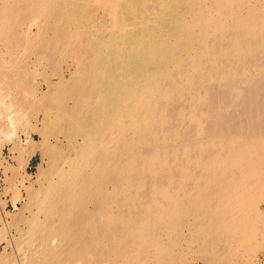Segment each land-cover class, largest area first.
Masks as SVG:
<instances>
[{"label": "bare ground", "instance_id": "1", "mask_svg": "<svg viewBox=\"0 0 264 264\" xmlns=\"http://www.w3.org/2000/svg\"><path fill=\"white\" fill-rule=\"evenodd\" d=\"M2 45L4 193L21 205L0 264L13 245L16 264H174L193 245L236 264L263 247L264 0H0Z\"/></svg>", "mask_w": 264, "mask_h": 264}, {"label": "rangeland", "instance_id": "2", "mask_svg": "<svg viewBox=\"0 0 264 264\" xmlns=\"http://www.w3.org/2000/svg\"><path fill=\"white\" fill-rule=\"evenodd\" d=\"M21 25V26H20ZM19 25V27L17 26V30L18 31H23L24 33H25V31H26V26L25 25H23V24H20ZM25 28V29H24ZM21 29V30H20ZM25 30V31H24ZM21 33V32H20ZM5 46H1L0 47V49H1V51H4V50H7V49H5L4 48ZM5 52V51H4ZM7 55L6 56H4V59L5 60H7ZM28 61H31V59H27ZM59 62V61H58ZM42 63H44V64H47L45 61H42ZM58 64V63H57ZM57 64H55V65H57ZM60 64V66L59 67H61L62 69L64 68L65 69V62L63 63L62 61H61V63H59ZM58 64V65H59ZM54 65V66H55ZM58 65H57V67H56V69L58 68ZM39 66V67H38ZM37 66V70L36 71H33V70H30L33 74H30V75H28V80L30 81V84H28L27 85V88L28 89H33V90H35L37 87L39 88V89H42V90H44L45 89V87H46V84L45 83H43V81H42V71L44 70L43 68H44V65H38ZM63 66V67H62ZM42 68V69H41ZM61 69V71L62 72H65V70L63 69L62 70ZM57 70H59V68L57 69ZM56 70V71H57ZM60 71V70H59ZM60 71V72H61ZM36 73V74H35ZM54 80H55V78H53ZM39 82H41V83H39ZM39 84V86H37ZM43 84V85H42ZM45 84V85H44ZM29 85H31V86H29ZM31 87V88H30ZM32 89L30 90V92L32 91ZM13 91H14V93H13ZM16 91V92H15ZM15 94H20V93H18L17 92V90H10V95H12V96H14V97H17ZM12 96H10V97H12ZM4 101L5 102H3V104H4V112H3V114H1L0 115V141L3 143L2 144V146L0 147V228L3 226V224L5 223V220H4V218H2V215L4 216V213L5 212H7V211H9V214L11 213H14L15 212V210H16V208L18 207V206H20L21 205V202L19 201L18 203H17V207H14V206H12V204H11V202L8 200V195H6L5 193H4V189H7L6 187H8L9 186V181L7 180V177H8V175H10V171H8V170H5V168H4V166L3 165H6L7 163L9 164V163H13L14 161H13V156H12V154L14 153H12L10 150H9V148L12 146L11 144H12V142L10 141V140H2V137L4 136V135H6L7 134V132H4V131H6V129L5 128H9V126H10V129L11 128H13V127H15V125L16 124H14L13 122L11 123V121H12V119L14 118V116H15V114H16V107L15 108H13L14 107V103L13 104H8L9 103V97L7 98V92H6V95H5V97H4ZM11 101V100H10ZM11 103V102H10ZM6 106V107H5ZM13 106V107H12ZM2 108V109H3ZM14 110H13V109ZM17 112H18V110H17ZM6 117V118H5ZM1 119H2V121H1ZM5 120V121H4ZM3 122V123H2ZM5 126V127H4ZM5 129V130H4ZM17 132H19L20 134H21V137L22 138H24V136H23V134H22V132H21V129H18V130H16ZM35 137H36V135H34ZM5 141H7V142H5ZM0 142V143H1ZM5 142V143H4ZM11 155V156H10ZM12 157V158H11ZM2 158V159H1ZM5 160V161H4ZM38 160H39V155L36 153V154H34L33 156H32V158H30V162H29V166L27 167V169L30 171V172H32V171H34L35 170V165L37 164V162H38ZM7 162V163H6ZM5 170V171H4ZM4 177H6V179L4 178ZM3 180H7V181H3ZM3 195H4V197H3ZM5 198V199H4ZM5 204V205H4ZM2 205V206H1ZM7 206V207H6ZM260 206H261V208L263 209L264 207V204H260ZM9 216L10 215H8V218L5 216V218H7V219H10L9 218ZM4 222V223H3ZM177 239H179L178 240V243H177V245H179V246H177V250L179 251V253H181V252H183L185 249L187 250V248L185 247L186 246V244H184L185 242H183V241H180L181 240V237L179 236V238H177ZM182 242V243H181ZM4 245H5V243L4 242H0V255H2L3 253H4ZM182 245V248L180 247ZM184 245V246H183ZM14 246H15V251L17 252V253H14L13 255L11 254L10 256H11V259H12V263H11V259L9 258V263L8 264H13V262H14V264H16L17 263V261L18 260H22L23 258L21 257L22 255H23V252L21 253L20 251H17L16 250V248H17V246L16 245H13V247H11V246H7V250L8 251H12L13 249L12 248H14ZM194 246H196V247H194ZM9 247V248H8ZM26 245H25V247H24V254L25 253H28V251L26 250ZM193 247H194V251L193 252H191L190 254L188 253V254H184V253H182V255H180V256H178V258L180 259L181 257H182V259H180V260H183V261H180V260H178L177 259V261L175 260V262H174V264H208V263H206V261H204L203 262V259L201 258V256L199 255V254H197V249H198V245H193ZM264 245H263V247L260 249V250H258L252 257H251V260L250 261H248V260H245L244 258H243V255H241V254H239L238 253V255L236 256H232L231 257V259L229 260L230 262H232L233 261V263H236L237 264V262H238V264H264ZM180 250H181V252H180ZM185 250V251H186ZM13 252V251H12ZM20 252V253H19ZM258 253V254H257ZM17 254V255H16ZM257 254V255H256ZM183 255H185V258L183 257ZM197 255H199V256H197ZM13 256V257H12ZM18 256V257H17ZM25 257L26 256H28V254H26V255H24ZM200 257V258H197V257ZM236 257V258H235ZM22 258V259H21ZM184 258V259H183ZM197 258V259H196ZM239 258H240V260H241V262H239L240 260H239ZM18 259V260H17ZM26 259H28V257L27 258H24V264H27V262H28V264H29V259L26 261ZM115 260V259H114ZM244 260V261H243ZM180 261V262H179ZM235 261V262H234ZM110 264H120V263H118V261H113V259L112 260H110ZM114 262V263H113ZM250 262V263H249ZM73 264V263H72ZM75 264V263H74ZM77 264H81V263H77ZM170 264V263H169ZM172 264V263H171Z\"/></svg>", "mask_w": 264, "mask_h": 264}]
</instances>
